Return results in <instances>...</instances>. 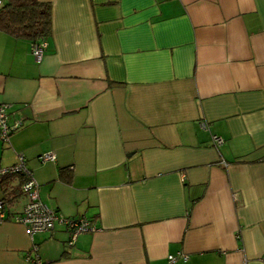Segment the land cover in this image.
<instances>
[{"label": "crops", "instance_id": "crops-1", "mask_svg": "<svg viewBox=\"0 0 264 264\" xmlns=\"http://www.w3.org/2000/svg\"><path fill=\"white\" fill-rule=\"evenodd\" d=\"M40 1L39 62L0 30V103L21 121L0 167L23 156L39 198L96 230L30 236L12 177L0 264L32 247L43 264H264V0Z\"/></svg>", "mask_w": 264, "mask_h": 264}, {"label": "built area", "instance_id": "built-area-1", "mask_svg": "<svg viewBox=\"0 0 264 264\" xmlns=\"http://www.w3.org/2000/svg\"><path fill=\"white\" fill-rule=\"evenodd\" d=\"M2 0H0V5ZM45 40L38 41L32 44L31 52L36 62H39ZM8 104L0 103V139L6 141L9 134L20 126L21 121L15 120L11 123L8 121ZM205 126V123H202ZM212 139L216 144H220L222 139L220 136L212 135ZM54 152L49 151L42 153L38 156L40 161L54 160ZM21 172L25 176V180L21 184V191L26 196V202L21 210L12 215V219L22 224L26 232L31 236L37 231H48L54 226L55 221L62 222L70 231L68 243L71 244L76 236L83 231L96 230V226L86 217H64L57 213L54 209L50 208L39 198V184L32 175L31 170L26 166L23 156H18L17 161L9 166L0 167V175L7 173ZM6 205L0 199V222L5 219ZM36 247L26 252L25 260L32 262V264H43L39 258ZM181 254V253H180ZM183 257H186L182 254ZM176 258L174 255H168V260L172 261Z\"/></svg>", "mask_w": 264, "mask_h": 264}, {"label": "trees", "instance_id": "trees-1", "mask_svg": "<svg viewBox=\"0 0 264 264\" xmlns=\"http://www.w3.org/2000/svg\"><path fill=\"white\" fill-rule=\"evenodd\" d=\"M0 30L16 37L29 40L32 44L45 40L51 31V6L40 0H2L0 5ZM15 178L17 194H23L21 184L25 176L21 172L0 175V190L4 183ZM8 195H2L1 201L9 205ZM9 202V203H8Z\"/></svg>", "mask_w": 264, "mask_h": 264}]
</instances>
